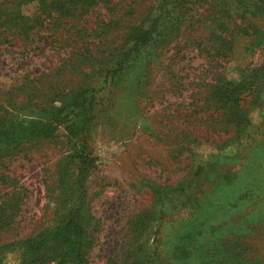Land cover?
Masks as SVG:
<instances>
[{"label": "rangeland", "instance_id": "obj_1", "mask_svg": "<svg viewBox=\"0 0 264 264\" xmlns=\"http://www.w3.org/2000/svg\"><path fill=\"white\" fill-rule=\"evenodd\" d=\"M255 1L264 4L168 0L153 40L117 71L131 32L147 26L159 0H0V132L8 135L0 136V264H57L77 206L83 264H131L153 245L178 264L166 242L191 221L201 222V240L244 237L264 264V194L250 198L264 183V20L250 28ZM252 80L262 90L242 92L243 113L227 100L220 107V88ZM83 87L72 129L69 121L24 137ZM86 117L81 194L74 154ZM191 177L189 193L206 211L198 220V209L167 201L169 186ZM225 198L223 209L213 205ZM28 239L41 242L37 250ZM65 258L73 264L74 255Z\"/></svg>", "mask_w": 264, "mask_h": 264}, {"label": "trees", "instance_id": "obj_2", "mask_svg": "<svg viewBox=\"0 0 264 264\" xmlns=\"http://www.w3.org/2000/svg\"><path fill=\"white\" fill-rule=\"evenodd\" d=\"M264 1V0H263ZM168 0H159L158 2V13L148 21L146 27L138 28L131 32L130 37L128 39L129 44L126 47L116 64L118 65L117 71H121L125 62L128 61L135 51H138L141 47L146 46L150 43L155 34L158 31L159 27V19L162 16L164 8H166ZM252 10L250 11L248 18L250 20V28L253 30H257L258 21L254 20H264V4L262 5L260 2L255 1L252 6ZM260 32L264 34V31L260 29ZM260 32L257 35H260ZM256 80H252L250 84H245L244 82H239L235 84H230L231 88L221 89L220 88V100L222 104L220 107H223L226 103V100L229 102L227 105L230 110L233 109V112L236 115L243 113L245 108L240 104L241 94L242 92L248 88V90L261 91V85L254 84ZM88 92V89L83 87L76 91V93L70 98V100L64 105L60 106L56 111L55 116L52 119L47 121H43L40 123H33L26 130L27 133L24 134L26 138H39L45 136L47 133L51 132L52 126L54 124L60 125L72 121L71 124L66 125L67 129H72L74 126V121L72 120V116H70L75 109H80L83 107L85 102V95ZM222 97H225L222 99ZM235 122H241V119L232 120ZM244 122V120H243ZM240 126L238 123H235V127ZM88 118H84L81 122V127L78 129L77 134L79 135L80 140V150L75 151V158L78 160L79 165V191L83 194L82 183L86 177V169L87 164L89 162V154L86 152L85 143L83 138H85L86 131L88 130ZM0 136H4L8 138V135L5 132H0ZM197 174V171H195ZM193 177L189 178L186 181H179L176 184L169 186V192L172 194L171 197L167 198V201L171 204V206H185L190 208H195L199 210V218L196 217L195 220L200 219L202 214H205L206 211L201 210L197 201H195L193 194L189 193L191 189V184L193 182ZM230 191L239 190V186H231ZM259 192V193H258ZM255 195H252L250 198L254 196L258 197L259 194L262 196L264 194V183L257 184L254 190ZM255 197V198H256ZM227 198V195H226ZM223 199V201L213 204L215 207H220L223 209L226 207L227 199ZM79 207L77 206L72 213H69L67 219L65 220L64 228L68 229L66 235H74V238L70 239V245L64 254L61 256L60 261L57 264H63L66 261V256L71 255V260L74 255L73 264H83L84 259V233L81 231V216L79 214ZM210 212V207L207 208ZM215 210V209H213ZM213 212V211H211ZM215 213V212H213ZM258 223V220H256ZM201 222L191 221L188 224L183 225V222L176 226L173 235L171 236V240L166 242V245L169 246L168 252L174 256L178 262V264H258V260L256 257L251 255L252 246L244 240V237L240 235H233V244H230L228 240L212 237H204L202 240L199 235H202L201 230ZM210 223V222H209ZM169 236V235H168ZM68 237V236H66ZM203 240H206L203 242ZM28 245V250L33 252L37 250L40 241L36 239H28L26 240ZM64 244V243H63ZM143 258L135 257L131 264H167L157 247L153 245L151 251L148 254L143 255ZM70 260V261H71Z\"/></svg>", "mask_w": 264, "mask_h": 264}]
</instances>
